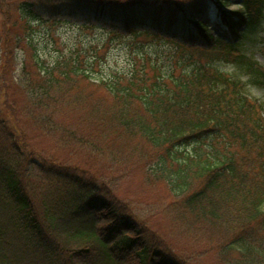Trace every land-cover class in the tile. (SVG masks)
<instances>
[{
    "label": "trees",
    "instance_id": "trees-1",
    "mask_svg": "<svg viewBox=\"0 0 264 264\" xmlns=\"http://www.w3.org/2000/svg\"><path fill=\"white\" fill-rule=\"evenodd\" d=\"M231 1L0 0V52L32 50L15 82L0 57V100L2 90L24 91L33 124L69 152L87 149L91 162L152 160L155 178L179 196L175 215L187 231L223 264H264V100L249 88L264 89V62L246 49L250 37L264 54V0L225 9ZM73 14L107 18L101 47L126 43L131 66L93 78L79 49L47 62L34 28L53 36ZM76 109L91 133L58 120ZM3 112L0 101V264H190L143 228L114 180L45 157ZM45 180L60 191H42Z\"/></svg>",
    "mask_w": 264,
    "mask_h": 264
},
{
    "label": "rangeland",
    "instance_id": "rangeland-1",
    "mask_svg": "<svg viewBox=\"0 0 264 264\" xmlns=\"http://www.w3.org/2000/svg\"><path fill=\"white\" fill-rule=\"evenodd\" d=\"M240 2V0H232L229 5L225 6V9H235ZM207 4L210 6L205 15H209L213 20L216 10L214 3L208 1ZM63 17L70 18V22L52 33L53 36H50V32H45L41 27L34 28L36 30L33 35L34 42L37 43L36 47L39 49L40 55L47 62L63 53L74 52L79 49L77 51L80 55L86 58L87 63H90L88 69L93 78L104 76L113 69L122 71L131 66L134 53L126 43L112 41L106 47H101L102 43L106 41L107 18L89 20L74 14ZM2 19L0 16V20ZM85 21L90 25H94V28L93 26H82ZM211 26L214 30V32L212 31L213 34L222 33L214 24ZM253 40L255 39L250 37L246 39V49L249 54L253 53L255 59L263 63L264 54L261 49H258L256 42ZM97 45L98 47L93 49ZM14 47V52L7 56V59L4 57V52H0L2 65L5 64L4 74L8 81L16 79L11 78L12 74L17 77L21 73L23 63L27 62L31 67L32 50L27 49L23 44L21 50L17 49L16 45ZM0 49L1 51L4 50L3 45ZM171 66L174 68L175 65L172 64ZM78 85H80V88L84 87L82 82ZM249 88L253 96L255 95L264 100V89L255 86ZM0 101L5 111L3 115L7 117L12 125L17 127L18 135L29 139L31 145L36 150L41 151L45 157H51V155L61 156L60 160L64 159L85 169L96 170L99 174L101 173L100 175L104 179L106 177L111 179L109 180L110 186H112L111 182L114 180L115 187L112 190L115 191L118 199L136 215V219L143 224V228H150L161 236L169 251L181 256L190 264H223L218 258V251L215 246L210 247L211 244L207 243L201 235L187 231L186 226L183 224L184 221H178V215H175V202L179 196L175 197L163 180L155 178L151 168L152 160L146 164L126 161V164L119 163L115 166H111L112 164L109 163L97 164L95 161L91 162L90 159L93 158L88 153L90 151H86L87 149L84 150V148L81 149L80 146H76L78 149L75 150L74 148L73 151L75 152H69L73 146L58 144L60 140L57 139V136L47 134L41 128H37V126L40 127L39 125L35 126L33 124L30 117H27V112H25L27 103L24 91H18L17 87L9 91L2 90ZM13 102L16 103L14 105L16 108L14 111H10L8 107ZM81 113V109L69 110L63 113L58 120L63 125L78 129L83 135L85 132L91 133L79 120ZM115 144H118L114 145L118 148L121 140L115 138ZM59 186V181L45 180L42 183V191L54 194L60 191ZM102 224L106 225V223Z\"/></svg>",
    "mask_w": 264,
    "mask_h": 264
}]
</instances>
